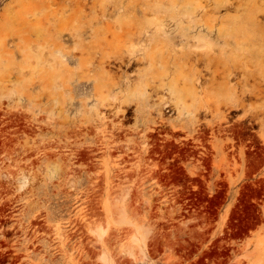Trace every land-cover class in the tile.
<instances>
[{
  "label": "rangeland",
  "instance_id": "374dc122",
  "mask_svg": "<svg viewBox=\"0 0 264 264\" xmlns=\"http://www.w3.org/2000/svg\"><path fill=\"white\" fill-rule=\"evenodd\" d=\"M0 264H264V0H0Z\"/></svg>",
  "mask_w": 264,
  "mask_h": 264
},
{
  "label": "bare ground",
  "instance_id": "6f19581e",
  "mask_svg": "<svg viewBox=\"0 0 264 264\" xmlns=\"http://www.w3.org/2000/svg\"><path fill=\"white\" fill-rule=\"evenodd\" d=\"M155 30H157V28H155ZM188 56H189V60H190V62L191 63H194V61L193 60H191L190 58V56H191V54L189 55L188 54ZM198 57V56H197ZM193 58V57H192ZM203 58L204 57H201V55H199V58H198V61L197 62H201V60H203ZM209 58V57H208ZM207 60H210V59H207ZM118 62L120 63V65H119V67L121 68L122 67V65H127L128 64V57H125L124 56V52L123 51H120V53H119V58H118ZM197 64V63H196ZM196 64H195V66H196ZM199 65V64H198ZM200 70L198 69H194V72L190 75V77H188L186 80H185V82H184V84L185 85H188V82H190L191 84H192V87H191V93H193L195 96L198 94V90H199V84H201L200 82H203V81H200V80H202L201 78H202V76H203V78H204V75L202 74H200V72H199ZM112 80H113V83H112V85L113 86H119V87H121V88H123V86H125L126 85V87H130V85L133 83V81H131V79H127L126 80V82L125 83H121V82H116V81H119L118 80V77L116 76V75H113V77L111 78ZM203 80H205V79H203ZM208 80V79H207ZM206 81V80H205ZM206 82H208V81H206ZM210 82H212L211 80H210ZM204 84H205V82H204ZM229 82H228V80L227 79H223V81H222V83H221V85L226 89V90H230L231 89V87H229ZM83 88H85V90H87L88 91V88H89V86H87V85H83L82 86ZM200 87H201V85H200ZM100 90V87L99 86H96V91H97V94H96V96L97 97H99L100 99H101V97H100V93L98 92ZM232 91V90H231ZM99 94V95H98ZM228 94V93H227ZM106 100V97L104 98V97H102V99L101 100H99L98 99V101H100V103H103L104 101ZM204 104V103H203ZM120 210V212H122L121 211V209H118V211ZM90 229V228H89ZM87 230H88V228H87ZM91 230H93V229H91ZM90 230V231H91ZM94 230H96V231H100L101 230V227L99 226V227H97V228H94ZM89 231V230H88ZM125 250V249H124Z\"/></svg>",
  "mask_w": 264,
  "mask_h": 264
}]
</instances>
